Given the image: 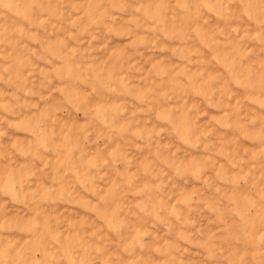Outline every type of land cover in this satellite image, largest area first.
<instances>
[{"label":"rangeland","instance_id":"374dc122","mask_svg":"<svg viewBox=\"0 0 264 264\" xmlns=\"http://www.w3.org/2000/svg\"><path fill=\"white\" fill-rule=\"evenodd\" d=\"M0 264H264V0H0Z\"/></svg>","mask_w":264,"mask_h":264}]
</instances>
